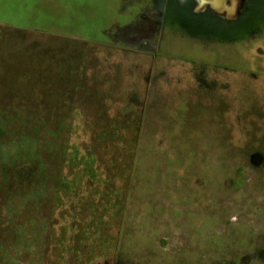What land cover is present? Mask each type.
Masks as SVG:
<instances>
[{
    "label": "rangeland",
    "instance_id": "rangeland-1",
    "mask_svg": "<svg viewBox=\"0 0 264 264\" xmlns=\"http://www.w3.org/2000/svg\"><path fill=\"white\" fill-rule=\"evenodd\" d=\"M150 1L0 36V264H264V14Z\"/></svg>",
    "mask_w": 264,
    "mask_h": 264
},
{
    "label": "flooded vegetation",
    "instance_id": "flooded-vegetation-1",
    "mask_svg": "<svg viewBox=\"0 0 264 264\" xmlns=\"http://www.w3.org/2000/svg\"><path fill=\"white\" fill-rule=\"evenodd\" d=\"M102 3L104 0H101ZM145 19L163 32L167 20L225 30L252 25L264 14V0H151ZM94 14V13H93ZM93 24L95 17L92 15ZM99 20V19H98ZM155 28V27H154ZM241 35L243 28L241 29Z\"/></svg>",
    "mask_w": 264,
    "mask_h": 264
},
{
    "label": "crops",
    "instance_id": "crops-1",
    "mask_svg": "<svg viewBox=\"0 0 264 264\" xmlns=\"http://www.w3.org/2000/svg\"><path fill=\"white\" fill-rule=\"evenodd\" d=\"M63 1H67L74 10H82L80 14L85 11L83 18L87 20L92 18L94 0H0V36H13L14 33L19 35L25 31L19 27L22 28L26 24L45 25L47 17H52L56 11L62 10ZM84 33L93 34V28Z\"/></svg>",
    "mask_w": 264,
    "mask_h": 264
}]
</instances>
